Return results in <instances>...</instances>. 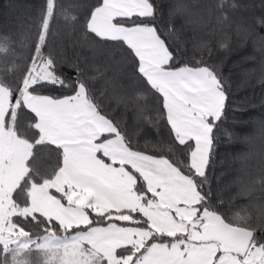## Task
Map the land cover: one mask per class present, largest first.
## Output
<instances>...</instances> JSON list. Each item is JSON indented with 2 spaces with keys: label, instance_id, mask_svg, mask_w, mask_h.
I'll return each instance as SVG.
<instances>
[{
  "label": "snow or ice",
  "instance_id": "obj_1",
  "mask_svg": "<svg viewBox=\"0 0 264 264\" xmlns=\"http://www.w3.org/2000/svg\"><path fill=\"white\" fill-rule=\"evenodd\" d=\"M60 7L45 0L31 56L0 37V264H264V224L227 217L205 190L227 91L213 66L183 59L175 13L165 26L154 0H95L83 21L160 98L175 149L166 158L133 144L79 64L68 77L45 55ZM45 151L58 155L50 169Z\"/></svg>",
  "mask_w": 264,
  "mask_h": 264
},
{
  "label": "trees",
  "instance_id": "obj_2",
  "mask_svg": "<svg viewBox=\"0 0 264 264\" xmlns=\"http://www.w3.org/2000/svg\"><path fill=\"white\" fill-rule=\"evenodd\" d=\"M95 0H57L61 6L51 22L45 55L50 51L59 71L74 75L79 64L105 111L120 121L133 144L146 154L170 157L175 149L168 126L160 120V98L146 90L124 51L116 44L98 43L86 36L83 21ZM157 23L175 24L174 39L183 59H203L225 83L227 101L214 132L216 141L207 169L213 204L231 218L247 215L256 228L264 224V28L256 20L264 16L261 0H154ZM235 3L237 7H227ZM45 0H0V37L25 41L22 50L31 56L37 24ZM177 5L182 8L176 11ZM227 14V19L223 14ZM78 18V23L72 17ZM227 47L222 48V42ZM206 45V46H202ZM59 95L60 93H53ZM58 162L55 152L45 151L41 165Z\"/></svg>",
  "mask_w": 264,
  "mask_h": 264
}]
</instances>
